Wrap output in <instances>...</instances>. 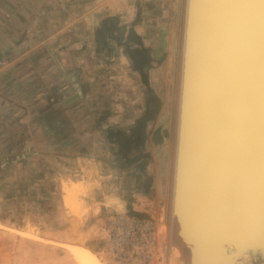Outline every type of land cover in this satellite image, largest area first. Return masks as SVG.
Here are the masks:
<instances>
[{
  "label": "crops",
  "instance_id": "crops-1",
  "mask_svg": "<svg viewBox=\"0 0 264 264\" xmlns=\"http://www.w3.org/2000/svg\"><path fill=\"white\" fill-rule=\"evenodd\" d=\"M175 12L174 0H0V200L30 192L72 214L71 180L82 212H150ZM118 175L138 188L116 194Z\"/></svg>",
  "mask_w": 264,
  "mask_h": 264
},
{
  "label": "bare ground",
  "instance_id": "bare-ground-1",
  "mask_svg": "<svg viewBox=\"0 0 264 264\" xmlns=\"http://www.w3.org/2000/svg\"><path fill=\"white\" fill-rule=\"evenodd\" d=\"M184 8L171 212L184 240H197L198 257L213 264L231 238L264 233V0H185ZM69 246L87 264H103Z\"/></svg>",
  "mask_w": 264,
  "mask_h": 264
},
{
  "label": "rangeland",
  "instance_id": "rangeland-1",
  "mask_svg": "<svg viewBox=\"0 0 264 264\" xmlns=\"http://www.w3.org/2000/svg\"><path fill=\"white\" fill-rule=\"evenodd\" d=\"M184 1L174 0L176 12L172 23L175 35L166 117L163 122L166 125L167 143L160 150L158 160L154 159L158 175H148L142 183L144 189L152 191L150 205L153 208L144 215L114 209L90 215L86 209L82 212L77 201V196L83 191V183L74 184L71 180L63 182V186L67 193L66 199L68 203L71 202V206L66 205L72 214L63 213L61 208H46L44 211L45 208H39L33 202L34 194L30 192L27 197L31 199L8 202L0 200V264H87L78 251L69 245L92 250L103 264L207 263L198 255L190 253L189 247L178 234L171 212L178 86L184 37ZM150 102L156 119L161 100L155 95ZM139 178L135 179L134 175H118L112 190L120 196L127 195L131 184L138 188ZM155 179L157 185L153 188L150 180L155 184ZM26 184L31 188L30 182ZM262 245L247 252L243 249L248 247L236 246L231 241L226 242L215 255H210L212 260L216 259L212 261L213 264H264V244Z\"/></svg>",
  "mask_w": 264,
  "mask_h": 264
},
{
  "label": "water",
  "instance_id": "water-1",
  "mask_svg": "<svg viewBox=\"0 0 264 264\" xmlns=\"http://www.w3.org/2000/svg\"><path fill=\"white\" fill-rule=\"evenodd\" d=\"M189 22H190V18H189ZM188 41H189V38H188ZM188 41H187V58H186V66H185V81H184V93H183V108H182V122H181V137H180V141L182 139L183 117H184V110H185V104H186V74H187V70H188V50H189V42ZM179 159H180V156H179ZM178 175H180V162H179V166H178ZM178 188H179V177H178V180H177V191H176L177 192V199H176V207L177 208H178V196H179ZM175 222H176V220H175ZM176 224H177L178 234H179L181 240L183 241V243L189 247L190 253L198 255V253L200 252V249H201V247H199V242L197 240H195V242L187 243L184 240V234H183L182 229H181L182 227L180 226L179 223H176ZM260 237H262V238L257 239V240L263 239L264 238V233ZM257 240H255V238L252 239L250 237L249 238L248 237L231 238V241L234 242V244L236 246L239 245V244H240V246L241 245L252 244L250 248L243 249L244 251H247V252L250 251L251 249H255L257 247H260V246H254L257 243H260V241H257Z\"/></svg>",
  "mask_w": 264,
  "mask_h": 264
},
{
  "label": "trees",
  "instance_id": "trees-1",
  "mask_svg": "<svg viewBox=\"0 0 264 264\" xmlns=\"http://www.w3.org/2000/svg\"><path fill=\"white\" fill-rule=\"evenodd\" d=\"M138 136L140 135L138 134ZM121 137H122V133L118 134L116 138H121Z\"/></svg>",
  "mask_w": 264,
  "mask_h": 264
}]
</instances>
